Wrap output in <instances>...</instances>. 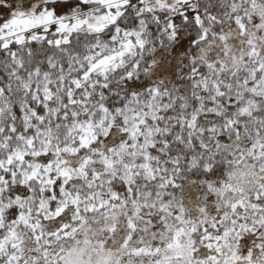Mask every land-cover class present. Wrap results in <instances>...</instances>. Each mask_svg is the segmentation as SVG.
I'll use <instances>...</instances> for the list:
<instances>
[{
	"label": "snow or ice",
	"instance_id": "snow-or-ice-1",
	"mask_svg": "<svg viewBox=\"0 0 264 264\" xmlns=\"http://www.w3.org/2000/svg\"><path fill=\"white\" fill-rule=\"evenodd\" d=\"M0 264H264V0H0Z\"/></svg>",
	"mask_w": 264,
	"mask_h": 264
}]
</instances>
